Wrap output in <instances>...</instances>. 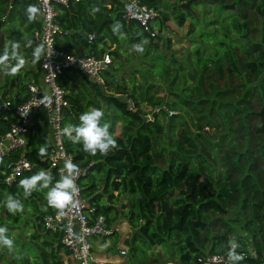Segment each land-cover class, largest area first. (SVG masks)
<instances>
[{
    "label": "trees",
    "instance_id": "obj_1",
    "mask_svg": "<svg viewBox=\"0 0 264 264\" xmlns=\"http://www.w3.org/2000/svg\"><path fill=\"white\" fill-rule=\"evenodd\" d=\"M146 2L157 9L158 30L171 9L177 25H182L186 15L189 16L188 34L193 31V23L198 22V43L193 42L194 46L182 51L183 60L175 55L166 57L156 50L155 39L159 35L149 36L136 21L125 20L116 0L55 4L54 21L65 32L56 36L55 46L75 54L100 55L106 45L118 43V38L129 44L144 41V54L152 49L157 61L154 60L155 66L152 61V74L164 82L149 81L141 70H137L136 82L127 81L126 76L114 74L108 68L102 72L103 84L99 86L78 68L62 70L58 82L67 91L68 102L63 126L78 124L81 113L100 109L119 146L107 156L99 153L91 156L83 151L82 145L72 144L62 135L71 161L85 169L77 179L81 196L87 201L91 216L103 215L105 226L116 212L113 192L125 197L120 204L121 214L131 231L122 239L127 248L124 264H162L150 249L157 246L163 255L174 257L177 264H199L197 257L205 253L227 255L228 241L233 237L241 245L237 251L245 256L242 264H256L264 260V0ZM196 4L203 6L201 20H197L192 10ZM29 5H34V1L0 0L1 32L6 30L9 39L20 42L24 57L27 51L24 46L29 40L33 42L31 47L27 46L32 57L36 46L32 32L39 24L38 19L28 21L25 13ZM117 21L122 25L121 35L112 32ZM6 22L14 24L6 28ZM96 28V36L88 42L86 35ZM191 37L192 34L188 42L193 41ZM2 43L0 39V53L5 47ZM168 43L166 38L164 44ZM110 53L118 56L117 51ZM19 76L20 73L14 78ZM33 78L37 81V70ZM178 80L176 87L174 83ZM25 84L19 83L11 95L6 90L1 92L0 101H23L27 96ZM155 106L164 108L151 112ZM169 109L172 114L167 116ZM148 113H152V118L142 120ZM38 120L31 125L24 152L33 164L31 168L9 184L1 181L0 173L1 222L15 221L19 215L7 211L3 197L12 195L32 205L37 227L46 235L43 240L49 244L54 240L56 245L48 252L37 245V259L28 263L61 264V250L67 263L75 264L70 251L60 242L59 231L51 232L41 224L45 212L58 211L47 204L48 189L33 192L24 199L19 183L40 171L50 172L53 183L62 176L54 168H47L45 160H37L39 148L47 145L49 149L50 145L46 114ZM8 124L9 119H0V134ZM17 155L14 152L6 160ZM114 234L115 231L94 236L92 240ZM38 236V232H31L28 240H37ZM22 246L31 247L26 243ZM11 260L20 264L27 262L28 257L18 251Z\"/></svg>",
    "mask_w": 264,
    "mask_h": 264
},
{
    "label": "built area",
    "instance_id": "obj_2",
    "mask_svg": "<svg viewBox=\"0 0 264 264\" xmlns=\"http://www.w3.org/2000/svg\"><path fill=\"white\" fill-rule=\"evenodd\" d=\"M34 5L40 10L38 15V28L32 32L36 43L44 44L47 48L52 45L53 55L45 57L37 63V80L26 82L27 96L18 103L4 99L0 101V119H9L6 131L0 134V173L1 181L9 184L16 176L33 165L24 152L28 145L29 135L32 132L31 125L38 120L43 113L46 114L48 124L49 149L44 157L37 156L38 161L45 160L47 168H54L60 174H65L64 163L71 160L65 151L62 141V120L64 109L68 106L65 96L66 90L59 84L58 76L63 69L75 67L82 71L87 79L97 85L103 84L102 72L109 68L111 58L108 52L100 55L75 54L55 46V38L65 33L54 21L55 4L66 6L70 1L78 0H33ZM101 2L102 0H98ZM120 4V11L125 20H134L143 31L150 36H155L158 31L153 25L157 16V9L147 4L146 0H116ZM87 41L90 42L93 34L88 33ZM47 64L48 67L44 65ZM131 104L128 101V107ZM164 106H155L151 112H158ZM26 113V114H24ZM38 114V117H33ZM152 113L145 115V119H151ZM172 110H167V116ZM38 122L41 121L38 120ZM18 152L12 160H6L10 154ZM80 175L85 173L80 168ZM78 179V178H77ZM75 181L77 192L74 195V206L65 210V215H59L58 211L51 210L41 216L43 228L54 232H60L61 244L70 251L75 264H94L97 261L92 253V237L110 234L117 230V226L110 224L105 226L104 217L101 214L91 216L90 207L80 193L81 186ZM120 254L123 249L118 248ZM199 264H229L227 255L221 253H205L196 259ZM66 264V263H61ZM256 264H264V260Z\"/></svg>",
    "mask_w": 264,
    "mask_h": 264
},
{
    "label": "clouds",
    "instance_id": "obj_3",
    "mask_svg": "<svg viewBox=\"0 0 264 264\" xmlns=\"http://www.w3.org/2000/svg\"><path fill=\"white\" fill-rule=\"evenodd\" d=\"M98 11V9H93ZM40 10L35 5H29L26 9V17L29 22L37 20ZM122 25L119 21L112 25V32L121 35ZM93 34V33H92ZM144 41L134 44L132 50L138 54L144 53ZM33 42L29 40L27 46L31 47ZM21 44L19 41H9L0 53V74L5 76H16L25 68L28 61L20 53ZM53 55L52 45L47 48L44 44L36 45L32 50V66H36L45 57ZM48 67L47 64L44 65ZM26 114V113H24ZM145 117V116H144ZM105 113L97 108L81 113L78 117V124H68L62 130V135L72 144L82 145L83 151L91 156L98 153L107 156L110 151L117 149L119 146L115 137L110 133L111 125L104 122ZM47 145L39 148L38 156L47 155ZM65 174L58 181L53 183V176L50 172L40 171L30 177L20 180V186L23 189L24 199H27L33 192L48 189L47 204L58 210L59 215L64 216L65 210L74 206V195L77 192L76 179L80 175V169L77 164L71 160L64 163ZM5 207L7 211L16 215L24 211V204L21 199L9 195L6 199ZM117 231V230H116ZM9 229L0 226V247L12 251L14 241L8 235ZM113 232V231H112ZM60 233V232H59ZM241 245L235 237L228 241L227 258L229 264H242L245 260L243 253L237 250ZM125 253V252H124Z\"/></svg>",
    "mask_w": 264,
    "mask_h": 264
},
{
    "label": "rangeland",
    "instance_id": "obj_4",
    "mask_svg": "<svg viewBox=\"0 0 264 264\" xmlns=\"http://www.w3.org/2000/svg\"><path fill=\"white\" fill-rule=\"evenodd\" d=\"M170 2H173V0H169ZM202 5L200 4H196L195 6H193L192 10L194 11L195 17L197 18V20H201V9H202ZM172 8V7H171ZM174 11H172V9L168 12V18L165 20V22L161 25L160 30H158L155 33V36L159 35V39H155L157 40V46H156V50H159L161 52H164V56H169V55H175V58H177L178 60H183L184 55L183 53L190 49V45L193 44V42L198 43L197 40V34L199 31V24L198 22H194L193 23V31L190 33L192 34V39L193 41L188 42V38H190V34H188L189 31H187L188 29V22H189V16L186 15V19L185 21L182 23V25H177L176 22L173 19V13ZM192 13V15H194ZM157 17V16H156ZM194 20V19H193ZM14 23H8L6 22L4 24V27L9 28L13 25ZM153 25L154 27H158L157 24V18L154 19L153 21ZM209 28V26L207 27V29ZM206 29V30H207ZM209 30V29H208ZM6 30H4V32H1L0 29V39L1 41H3L2 44L7 45L9 41H12V39L8 38V34L5 33ZM12 33V31L10 32V34ZM149 35V34H148ZM150 36V35H149ZM166 38H169V43L167 45L164 44V41L166 40ZM14 39V36H13ZM153 39V41H154ZM148 39H145V41H147ZM118 43H112L110 46L106 45L104 52H108L111 58V62L109 64V68L111 70H114V74H122V76H126L127 81L132 79L135 82L138 80L139 78V73L137 72V70H141L143 72L144 75L148 76V80L158 83V84H162L164 83L163 81H160L158 79V76L154 73L152 74V61L154 62V66L156 65V60L153 58V50L150 49V51L148 52V54H138L136 52H134L132 50V46L134 44L137 43H133V44H129L127 41L125 40H121L120 38H118ZM5 42V43H4ZM194 46V45H192ZM212 47V45H211ZM22 48V46H21ZM111 51H117L118 52V56L113 55V53H110ZM183 51V53H182ZM21 55L23 54V50L20 51ZM156 62H155V61ZM148 62H150L148 64ZM191 62L193 64V68L197 67V64L194 62V58L191 59ZM189 65V64H188ZM115 68H118L115 71ZM149 74V75H148ZM22 77L19 76L18 78H14L13 76H5L3 74H0V89L6 87L9 90L12 89L13 86H15L16 84L22 83ZM186 85H188L189 83H185ZM174 86L178 87L179 86V80L178 82L174 83ZM146 120V119H145ZM117 127V126H116ZM100 186V184H99ZM113 194L115 195V200L112 202L115 206L116 212L113 215L114 218L109 220V225L110 224H114L117 226V231H115L114 235H111L109 237L106 238V240H92V253L95 256V258L97 257H101L103 259H100V262H114L115 264H124L125 263V259L127 258V248L126 245H124V243L122 242V239L124 237H128L130 231H131V227L129 226L127 219L121 214V205L124 200L125 197L120 196L119 194L116 193V191L113 192ZM43 198L42 200H45V194H42ZM6 197H3V200L6 203ZM24 204V203H23ZM36 211H34L32 209V205L30 204H24V211L19 213L18 218L14 221L13 219H5L3 220V222H1L2 220V216H3V211H0V226H8L11 225L13 226L12 228L9 229L8 235L10 236V238L13 239L14 241V246H16L17 243V237L18 235L20 236L19 240H28L29 238V234L31 232H34V225H33V230L29 231L32 222L34 224L33 221V217ZM32 217V218H31ZM19 227L22 229V231L19 229ZM19 229V230H18ZM36 231V229H35ZM20 232V233H19ZM94 237V236H93ZM92 237V238H93ZM102 238V237H101ZM105 239V238H102ZM24 244V243H23ZM22 245V244H21ZM19 246V252L20 253H26L28 251L31 250L29 248H26L27 246ZM27 245V244H26ZM32 246V245H31ZM16 247L13 248V250ZM118 248L119 249H123L124 250V254H120L118 252ZM151 252L152 254H156V257H158L161 260L162 264L165 263H176L177 264V260L172 257L170 254H166L163 255L160 247H151ZM95 250L100 251V253H97ZM4 252L7 253L6 248L4 247H0V253ZM110 259L114 260V261H109Z\"/></svg>",
    "mask_w": 264,
    "mask_h": 264
},
{
    "label": "crops",
    "instance_id": "obj_5",
    "mask_svg": "<svg viewBox=\"0 0 264 264\" xmlns=\"http://www.w3.org/2000/svg\"><path fill=\"white\" fill-rule=\"evenodd\" d=\"M25 47L27 48V51L25 52V55H26L25 58L28 61V63L25 66V68L22 69L21 72H20V76L22 77V80H23V82L21 81L22 83L34 81L33 73H35V71L37 70V65L36 66H32V63H31L32 62V57H29L30 56V51H29L27 45H25L24 48ZM23 54H24V52H23ZM36 82L38 83L39 81L37 80ZM17 85L18 84L13 86L11 90H9L8 88L4 87V88L0 89V93L6 90L7 91V95H11L16 90ZM32 215H34V217H33L34 224L32 222L31 227L27 228V229H29V231H32L33 230V225H34V232H38V234H39L38 239L37 240H17L16 246H14L16 248L14 250L9 251L6 248L7 253H4V252L0 253V264H15V262H13L11 260V256L13 255L14 252H18L19 246L21 244H23V243L30 244L32 246H31V250L27 252V257H28L29 261L27 260V262H22L20 264H29L28 262H31L32 260L37 259L36 258V256L38 255L37 245L43 246V248H44V250L46 252H48L50 250H53L54 246L56 245V242L54 240H52L51 244H49L48 240H43V239H45L46 235H44V231L41 230L40 227H37V221H36V218H35V214H32ZM19 229L22 231V229L20 227H19ZM35 229H36V231H35ZM18 237H20V236L18 235ZM95 240H106V238L102 239L101 237H99V238L96 237ZM33 242H35V246H34ZM95 251L97 253H100V251H98V250H95ZM35 252H36V255H35ZM101 257L95 258L97 263H99V264H115L114 262H109V263L100 262L101 261L100 259L104 258V257L103 258H101ZM59 258L62 260L61 263L68 264L67 261L65 260L64 256H63V253H62L61 250H59ZM109 261H114V260L110 259Z\"/></svg>",
    "mask_w": 264,
    "mask_h": 264
},
{
    "label": "water",
    "instance_id": "obj_6",
    "mask_svg": "<svg viewBox=\"0 0 264 264\" xmlns=\"http://www.w3.org/2000/svg\"><path fill=\"white\" fill-rule=\"evenodd\" d=\"M184 5H187V2H185ZM96 34H97V28L93 31V36H96ZM261 112H262V110H260L259 113L261 114ZM142 120H145V117H142Z\"/></svg>",
    "mask_w": 264,
    "mask_h": 264
}]
</instances>
